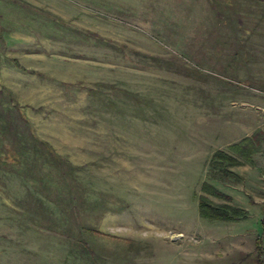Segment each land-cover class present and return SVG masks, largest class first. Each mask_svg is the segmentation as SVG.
Segmentation results:
<instances>
[{"label": "rangeland", "instance_id": "obj_1", "mask_svg": "<svg viewBox=\"0 0 264 264\" xmlns=\"http://www.w3.org/2000/svg\"><path fill=\"white\" fill-rule=\"evenodd\" d=\"M257 236L264 0H0V264H253Z\"/></svg>", "mask_w": 264, "mask_h": 264}, {"label": "trees", "instance_id": "obj_2", "mask_svg": "<svg viewBox=\"0 0 264 264\" xmlns=\"http://www.w3.org/2000/svg\"><path fill=\"white\" fill-rule=\"evenodd\" d=\"M255 137V134L250 137H244L237 143L238 145H231V149L234 151V146H236L235 151L240 156L250 159L251 154L256 151L257 148L255 143H257L258 140L256 139L257 137ZM225 162L231 164L239 163L235 157L222 150L215 151L210 159V164L215 167H223ZM201 188L204 192L217 195L216 189L208 183H202ZM198 213L203 218L225 222L241 221L248 217L247 210L230 204L213 203L204 195L198 196ZM254 250L255 264H262L263 246L260 238L255 239Z\"/></svg>", "mask_w": 264, "mask_h": 264}, {"label": "crops", "instance_id": "obj_3", "mask_svg": "<svg viewBox=\"0 0 264 264\" xmlns=\"http://www.w3.org/2000/svg\"><path fill=\"white\" fill-rule=\"evenodd\" d=\"M248 210V209H247ZM240 222H244V221H240ZM238 223V222H237ZM264 237V236H263ZM262 236H257V237H255L254 238V246H255V239L256 238H260L261 239V241H262V246H263V257H262V264H264V238H263ZM238 250V256H239V254H243V253H245L246 251H243V250H239V249H237ZM250 253V254H249ZM247 252V255H250V256H252L253 255V257H251L252 258V260H253V264H255V250H254V247H253V250L251 251L250 250V252ZM249 257V256H248ZM247 261H249V259L247 260ZM246 261V262H247Z\"/></svg>", "mask_w": 264, "mask_h": 264}]
</instances>
